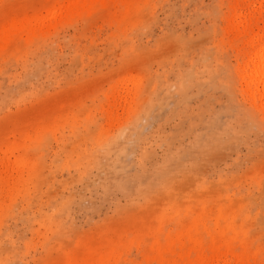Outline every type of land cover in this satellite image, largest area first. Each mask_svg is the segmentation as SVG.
Here are the masks:
<instances>
[{
  "label": "rangeland",
  "instance_id": "1",
  "mask_svg": "<svg viewBox=\"0 0 264 264\" xmlns=\"http://www.w3.org/2000/svg\"><path fill=\"white\" fill-rule=\"evenodd\" d=\"M264 0H0V264H264Z\"/></svg>",
  "mask_w": 264,
  "mask_h": 264
},
{
  "label": "bare ground",
  "instance_id": "2",
  "mask_svg": "<svg viewBox=\"0 0 264 264\" xmlns=\"http://www.w3.org/2000/svg\"><path fill=\"white\" fill-rule=\"evenodd\" d=\"M253 66H252V76L251 78H257L260 74H262L264 72V54H262L260 51L258 52V54H256V58L255 60H253ZM262 87H264V73H263V77L262 80L260 81V83H258V85H261ZM264 91V88H262Z\"/></svg>",
  "mask_w": 264,
  "mask_h": 264
}]
</instances>
